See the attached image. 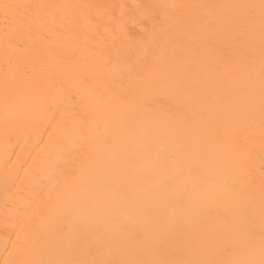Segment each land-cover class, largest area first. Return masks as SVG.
I'll list each match as a JSON object with an SVG mask.
<instances>
[{
  "label": "bare ground",
  "instance_id": "bare-ground-1",
  "mask_svg": "<svg viewBox=\"0 0 264 264\" xmlns=\"http://www.w3.org/2000/svg\"><path fill=\"white\" fill-rule=\"evenodd\" d=\"M0 264H264V0H0Z\"/></svg>",
  "mask_w": 264,
  "mask_h": 264
}]
</instances>
